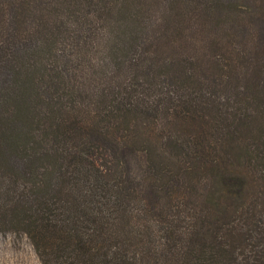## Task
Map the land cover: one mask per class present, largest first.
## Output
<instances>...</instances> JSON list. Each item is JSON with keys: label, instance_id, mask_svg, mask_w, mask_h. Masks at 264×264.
Segmentation results:
<instances>
[{"label": "trees", "instance_id": "1", "mask_svg": "<svg viewBox=\"0 0 264 264\" xmlns=\"http://www.w3.org/2000/svg\"><path fill=\"white\" fill-rule=\"evenodd\" d=\"M0 232L264 264V0H0Z\"/></svg>", "mask_w": 264, "mask_h": 264}, {"label": "rangeland", "instance_id": "2", "mask_svg": "<svg viewBox=\"0 0 264 264\" xmlns=\"http://www.w3.org/2000/svg\"><path fill=\"white\" fill-rule=\"evenodd\" d=\"M0 264H40V261L26 235L0 232Z\"/></svg>", "mask_w": 264, "mask_h": 264}]
</instances>
